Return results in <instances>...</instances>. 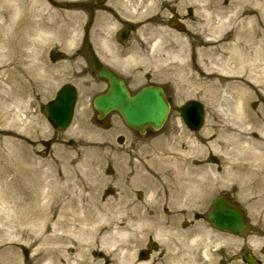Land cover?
<instances>
[{"label":"rangeland","instance_id":"obj_1","mask_svg":"<svg viewBox=\"0 0 264 264\" xmlns=\"http://www.w3.org/2000/svg\"><path fill=\"white\" fill-rule=\"evenodd\" d=\"M55 1L62 2L60 10L69 15L64 16L67 27L64 25L63 31L71 42L62 40L60 33H50L34 56L24 48L23 63H15V67L10 62L12 48L0 45V256L11 264H43L49 252L55 264H66L64 249L72 244L64 241H85L96 247L89 232L93 226L109 225L100 231L99 237H105L101 241L106 242L98 248L104 254L96 258L99 264H123L115 261V256L122 258L124 253L125 264H193L195 259L197 264H245L242 254L246 251L264 264V185L247 192L238 186L231 188L232 182L223 180L219 188L199 197L193 188H197L195 180L206 174L204 159L209 158L211 165L222 162L212 154L205 156L204 149L185 156L194 162V169L201 166L200 176L191 175L193 185H188V178L180 185L177 175L169 173L165 177L176 181L179 190L175 187V193L174 182L169 181L172 190L165 189L174 194L166 196L162 186L150 191L137 183L151 175L162 180L166 162L161 160L175 159L177 146L194 144V137L216 117L208 88L202 96V84L193 80L181 86L166 70L172 63L170 39L183 41L187 56L191 53L185 60L191 63L200 48L192 44L195 40L203 37L222 44L225 62L218 66L207 62V70H220L227 82H243L245 93L241 96L246 108L253 116L264 112V0H165V6H158L156 0L149 8L132 10L135 17L121 10L116 0L101 4L96 0ZM27 3L0 0V37L5 42L12 41V20L16 24L22 21ZM170 19L176 25L169 26ZM21 24L17 31H23ZM124 28L131 33L126 42H120L117 33ZM56 67L62 79H46L44 76ZM102 67L117 72L131 93L146 85L164 88L171 108L159 131L147 130L141 136L117 113L97 119L93 99L107 89L105 80L98 76ZM66 84L76 89V105L70 126L59 131L43 107ZM231 94L229 89L221 90V96ZM81 100L91 132L73 135ZM189 100L201 103L205 112L204 124L197 132L189 131L179 114V108ZM226 108L221 105L219 110ZM217 120L222 121V117ZM82 183L94 186L82 194L89 195V200L77 199L75 208L61 210L60 196L72 202ZM218 195L229 197L244 212L246 225L240 234L217 232L208 224V208ZM95 200L101 211L87 204ZM261 201L262 218L258 221L254 207ZM90 210L98 211V217L92 218ZM107 234H113L112 238ZM113 241L117 243L113 245ZM142 250L148 259H139ZM108 255L110 260L105 263ZM87 256L95 259V254Z\"/></svg>","mask_w":264,"mask_h":264},{"label":"bare ground","instance_id":"obj_2","mask_svg":"<svg viewBox=\"0 0 264 264\" xmlns=\"http://www.w3.org/2000/svg\"><path fill=\"white\" fill-rule=\"evenodd\" d=\"M27 2L26 16L20 21L22 22L21 28L23 31H17L16 29L20 22L16 24L15 20H12L11 26L13 28L12 33L14 34L12 41L5 42L4 39L0 37V45H7L9 49L12 48L10 62L14 67L15 63H23V53H25L23 51L24 48L30 52L31 57L34 56L36 48H40L43 43L48 40V34L57 32L60 33V38L62 40L69 39L67 31H63L64 25L67 27L64 16L69 15L64 14L65 12L60 10L61 8L59 5H62V2L55 0H27ZM116 3L121 10L125 11L128 15L135 17L134 12L143 7L149 8L156 3V0H116ZM159 3L160 4H157L158 6H165V0H159ZM41 6H43L42 9L34 12L36 7L40 8ZM132 10H134V12ZM51 12L54 14H51ZM44 17H49L50 19L45 21L43 20ZM71 17V19L74 18V16ZM143 30H147V28L144 27ZM69 42H71V39H69ZM192 44L200 46L196 51V60L193 63L185 60L187 57L191 56V53L187 56L188 50L185 48L183 41L179 38L170 39L168 41V48L172 63L166 70L172 72V78H174L181 86H184L186 83L192 82L193 80L197 81L199 86L202 84L200 87L201 92H204L201 93L202 96L205 95L206 88H208V93L213 98V101L210 104L211 110L216 117L214 119L210 118L209 123L202 134L198 137H194V144L188 142L187 146L185 145V148L181 146L182 144L177 146L174 153L175 159L168 157L161 160V163L162 161L166 162V165L165 163H162L163 169L165 170L164 175H168L169 173L177 175L175 179L180 185H182L185 178L186 180L188 178V181L195 180L191 175L196 174L200 176L202 172L201 166L200 164H197V169H194L192 167L194 162H188L185 160V156L193 154L196 149H204L205 156L206 154H212L217 160L221 159L222 162L220 164L211 165L210 159L205 158L204 163L206 166V174L202 175L201 180L199 177L195 180L197 182L196 185H202L203 189L208 191L213 188H219L222 181L226 180L232 182L230 185L231 188L238 186L241 191L251 192L253 189H257L264 185V112L258 116H253V114H251L246 108L244 97L241 96V93L245 91V84L243 82L237 80L234 82L229 80L227 82V78L220 70L218 72H212V67L207 70V62L215 63L217 66L225 62L222 57L223 52H221V48L223 47L222 44L221 46H218L211 40L204 39L203 37H200L198 41L195 40ZM72 57L73 56L71 55L70 58ZM70 62L71 61L68 63ZM1 63L2 61H0V64ZM63 65L69 67L66 63H63ZM75 65H77V63H75ZM46 68H48V66L44 67L45 70ZM39 69V65L35 66V70L38 71ZM58 71L59 67L53 68V71H49L48 75H45L44 77L46 79H60L61 77ZM82 83L85 84L84 81ZM205 84H207V86ZM241 87L244 88V91ZM223 88L229 89L233 94H231V96H221V90ZM241 97H243V99ZM80 105L81 109L79 111L78 124L71 130V134L73 135L81 132H91L86 117L87 114L84 100H81ZM221 105H224L227 108L225 110H219ZM220 117H222V121L217 120V118ZM165 142L167 144L168 139L165 140ZM184 149L186 150L185 152L183 151ZM169 181H173L174 188L176 187L178 189L179 184H177L176 181L171 180V178L166 177L159 180L153 176H145L137 183L142 184L144 189L153 191L155 189L157 190L159 186H162L164 189L166 187L172 189V185L168 184ZM82 184V188H79V191H77V193H79L76 194L72 202H65L60 196L58 204L61 205V210H65V207H71L72 209L73 206L75 208V200L77 199L83 201L89 200V195L82 194L87 189L93 190L94 186L86 183ZM196 190L197 188L194 187L193 191ZM262 203L263 201L258 204L255 203L254 207L255 210L253 215L258 221L262 218V215L259 212ZM87 204H92V206H95L101 211V206L96 200L93 203L87 202ZM62 212L64 213V211ZM67 212L69 213V210H67ZM88 213H93L92 218L95 216L98 217L99 214L98 211L92 210ZM92 221H94V223L97 222L95 220ZM108 228L109 225H104V227L97 226L96 228H94V226L92 227V232H89V234L90 237H92L91 243L96 245V247H91L90 243L85 241H64L65 244H72V247L64 249L66 264H99L96 258L101 257L104 254L102 255L103 252L98 248L102 247L106 242L101 241L105 240V237H99V235L101 230ZM85 231L87 232L88 229ZM106 236L112 238L113 234H107ZM115 243H117V241H113V245ZM93 254H95V259L90 260L87 255L92 257ZM109 260V255L104 258L105 263L109 262ZM120 260L123 264L126 263L125 253L122 258L115 256V261ZM4 261H8L7 264H11L9 260L0 256V264H3ZM197 262L198 261L195 259L193 264H197ZM43 264H55L54 256L48 252ZM198 264H206V262L203 261Z\"/></svg>","mask_w":264,"mask_h":264},{"label":"water","instance_id":"obj_3","mask_svg":"<svg viewBox=\"0 0 264 264\" xmlns=\"http://www.w3.org/2000/svg\"><path fill=\"white\" fill-rule=\"evenodd\" d=\"M127 33V31L121 33L120 38L126 39ZM99 75L109 83L107 92L94 100V108L99 113V119L115 110L130 128L140 133H144L148 126L155 130L161 127L169 110L162 89L149 86L130 96L124 82L112 72L102 69ZM73 104V90L64 87L59 93L57 101L47 107L45 112L49 114L50 120L55 126L64 129L71 120ZM180 114L186 125L191 129L197 130L200 127L203 112L198 103L193 101L186 103L180 108ZM208 218L216 229L227 233H239L244 227L242 212L226 200L216 199ZM245 260L253 264V260L247 253L245 254Z\"/></svg>","mask_w":264,"mask_h":264},{"label":"flooded vegetation","instance_id":"obj_4","mask_svg":"<svg viewBox=\"0 0 264 264\" xmlns=\"http://www.w3.org/2000/svg\"><path fill=\"white\" fill-rule=\"evenodd\" d=\"M259 264H262V263H261V260H259Z\"/></svg>","mask_w":264,"mask_h":264}]
</instances>
